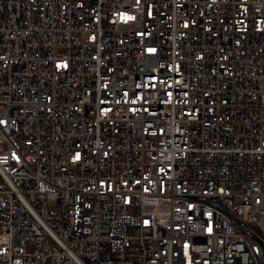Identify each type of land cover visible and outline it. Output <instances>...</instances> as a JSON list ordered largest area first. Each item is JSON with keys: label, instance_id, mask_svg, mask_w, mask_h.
Segmentation results:
<instances>
[{"label": "built area", "instance_id": "2783aa9c", "mask_svg": "<svg viewBox=\"0 0 264 264\" xmlns=\"http://www.w3.org/2000/svg\"><path fill=\"white\" fill-rule=\"evenodd\" d=\"M0 264H264V0H0Z\"/></svg>", "mask_w": 264, "mask_h": 264}, {"label": "rangeland", "instance_id": "374dc122", "mask_svg": "<svg viewBox=\"0 0 264 264\" xmlns=\"http://www.w3.org/2000/svg\"><path fill=\"white\" fill-rule=\"evenodd\" d=\"M62 52H63V51H60V53H62ZM50 210H51V211H53V210H54V208H53V206H52V205L50 206Z\"/></svg>", "mask_w": 264, "mask_h": 264}]
</instances>
